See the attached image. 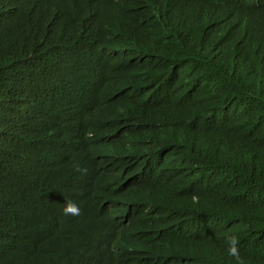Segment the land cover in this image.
Wrapping results in <instances>:
<instances>
[{"label":"trees","instance_id":"1","mask_svg":"<svg viewBox=\"0 0 264 264\" xmlns=\"http://www.w3.org/2000/svg\"><path fill=\"white\" fill-rule=\"evenodd\" d=\"M230 235L264 264V0H0V264H237Z\"/></svg>","mask_w":264,"mask_h":264},{"label":"clouds","instance_id":"2","mask_svg":"<svg viewBox=\"0 0 264 264\" xmlns=\"http://www.w3.org/2000/svg\"><path fill=\"white\" fill-rule=\"evenodd\" d=\"M64 142V144H62ZM67 147L68 150L65 153L63 151V147ZM90 145L88 143L87 139L79 138L75 136H67L63 137L62 139H57V141L54 143L52 147V151H56L62 158H66V156H69L72 159H75V161H85L88 160L89 154H90ZM65 175V174H63ZM195 198V197H194ZM82 208L85 207L81 205ZM81 207H79L76 203L72 201H68L64 208L63 212L64 214H71L72 216H78L79 214L82 216ZM84 233L85 232V221H84ZM94 237V229L91 230L90 235L86 238L88 240H92ZM227 255L232 257L237 264H245V261L240 256L239 250H238V239L235 235H230L227 238Z\"/></svg>","mask_w":264,"mask_h":264}]
</instances>
